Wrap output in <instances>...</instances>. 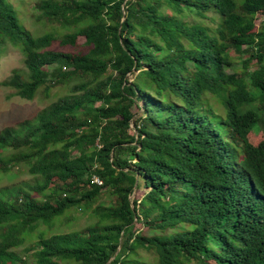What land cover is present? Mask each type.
<instances>
[{"label":"trees","instance_id":"16d2710c","mask_svg":"<svg viewBox=\"0 0 264 264\" xmlns=\"http://www.w3.org/2000/svg\"><path fill=\"white\" fill-rule=\"evenodd\" d=\"M34 9L66 33L33 35L0 0V49L19 48L28 72L3 85L31 101L73 84L0 131V171L24 165L40 178L29 192L0 190V264H146L141 249L156 264H264V140L253 142L264 129V22L255 23L264 0H38ZM79 38L72 56L50 50ZM135 191L143 195L132 200ZM104 192L110 205L98 203ZM72 209L95 222L37 235Z\"/></svg>","mask_w":264,"mask_h":264},{"label":"rangeland","instance_id":"374dc122","mask_svg":"<svg viewBox=\"0 0 264 264\" xmlns=\"http://www.w3.org/2000/svg\"><path fill=\"white\" fill-rule=\"evenodd\" d=\"M38 0H11L12 4L16 8L18 15L21 19L25 29L30 31L33 35H42L47 32H54L58 35V39L62 34L66 33L64 30L59 28L58 25H51L48 22H39L34 18L35 9L34 5ZM214 13H208L209 18L215 16ZM189 22H202L208 27H215V23L211 22L209 19H202L195 15H189L185 18ZM261 22H264V14H258L256 16L255 23L257 26ZM83 43V39L79 38L77 47L75 48H66L61 47L58 41L54 42L50 47V50L62 51L66 55H74L75 52L79 51V45ZM238 55H236V61H239ZM239 66V64H238ZM67 72L70 68L65 67ZM14 70L20 71L22 75L27 76L28 72L24 67V56L19 48H16L10 44H5L0 49V131L7 127H15L19 123L25 120H33L39 112L48 107L51 103L56 101L59 97L64 96L69 93V89L73 84L68 83L62 86H57L52 88L48 93L44 88H41L35 98L31 101L23 100L15 94V90L11 87L3 85V82L8 80ZM209 101L213 106L218 109L221 113L222 108L219 103L212 97L207 96ZM139 105H143V102L140 101ZM133 112H137V108H133ZM141 111H139L140 113ZM138 113V114H139ZM256 136L253 137V142L257 144L258 142L264 140V129L260 133H256ZM40 182V178L34 175H31L28 172V169L24 165H12L8 172L0 171V190L7 188L13 190L14 188L22 189L26 192H29V186H33ZM33 198L41 199L40 194L32 193ZM143 195V191H135L131 196V199H139ZM114 201V197L108 192H104L100 197L98 203L102 205H110ZM56 221V222H55ZM55 222V223H54ZM54 224L50 228L46 226H41L38 228L37 235L40 232L45 233L46 236L64 234L73 231H78L89 224H93L95 219L90 216L87 212L82 210L72 209L66 216L60 217L54 220ZM137 227L141 228L139 225ZM37 230V229H36ZM37 243V238H26L21 246L17 248V252L24 256L25 250L34 246ZM138 259L142 263L146 264H156V257L153 253H149L144 249L138 251ZM32 261V259H30ZM30 261V262H31Z\"/></svg>","mask_w":264,"mask_h":264},{"label":"built area","instance_id":"2783aa9c","mask_svg":"<svg viewBox=\"0 0 264 264\" xmlns=\"http://www.w3.org/2000/svg\"><path fill=\"white\" fill-rule=\"evenodd\" d=\"M93 182L96 183V184H98V185H101L102 184V182L97 177H94L93 178Z\"/></svg>","mask_w":264,"mask_h":264}]
</instances>
